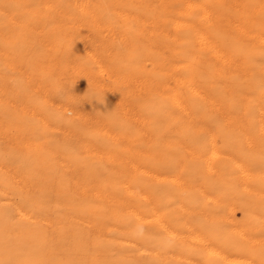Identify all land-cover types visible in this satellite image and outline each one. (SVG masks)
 Returning <instances> with one entry per match:
<instances>
[{
	"label": "rangeland",
	"instance_id": "obj_1",
	"mask_svg": "<svg viewBox=\"0 0 264 264\" xmlns=\"http://www.w3.org/2000/svg\"><path fill=\"white\" fill-rule=\"evenodd\" d=\"M145 1L0 0V264L20 263L18 241L41 243L27 264H96L104 238L147 239L156 233L149 218L141 223L129 214L138 205L144 215L146 205L130 190L147 192L158 203L155 189L168 185L158 179L159 124L177 126L178 106L170 96L173 78L182 73L169 50L178 36L186 48L187 26L176 21L186 23L193 10L181 12L185 0ZM149 23L161 32L157 54L164 62V71L149 78L154 82L120 68L128 61L147 72L151 62L143 36ZM187 213L195 223V212Z\"/></svg>",
	"mask_w": 264,
	"mask_h": 264
},
{
	"label": "bare ground",
	"instance_id": "obj_2",
	"mask_svg": "<svg viewBox=\"0 0 264 264\" xmlns=\"http://www.w3.org/2000/svg\"><path fill=\"white\" fill-rule=\"evenodd\" d=\"M185 1L181 12L191 8L193 12L186 23L180 17L182 22L176 21V25L187 26L189 33L182 36L186 48L180 46L179 36L178 45L169 46L182 72L173 78L175 93L171 91L170 96L178 106L177 126L159 124L163 151L158 179L168 185L155 189V195L160 196L158 203L155 197L144 194L147 192L143 195L141 190H130L146 205L144 215L138 205L129 207V214L141 223L149 218L156 233L147 239L133 233V237L120 241L104 238L99 242L101 256L96 264H264V0H214L216 5L209 0ZM144 33L151 62L147 72L141 70V64L131 65L128 61H122L120 68L149 79L164 66L157 54L161 32L151 26ZM171 128L176 130L174 134H170ZM187 212H195V223L187 219ZM147 224L145 227L151 228ZM3 226L7 236L9 228ZM18 243L15 250L19 252V264H27L29 254L41 248L39 242ZM137 253L153 261L142 262Z\"/></svg>",
	"mask_w": 264,
	"mask_h": 264
}]
</instances>
